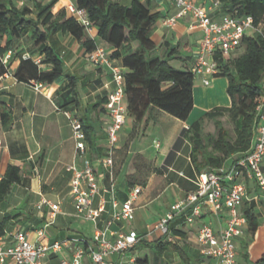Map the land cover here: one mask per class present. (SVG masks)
<instances>
[{
	"label": "crops",
	"instance_id": "obj_1",
	"mask_svg": "<svg viewBox=\"0 0 264 264\" xmlns=\"http://www.w3.org/2000/svg\"><path fill=\"white\" fill-rule=\"evenodd\" d=\"M2 1L4 0H0ZM8 1L17 7L27 5L32 8L33 0ZM35 1L43 5L51 2V0ZM111 1L129 5L132 0ZM140 1L147 4L151 11L162 14L151 35V39L156 44L154 55L164 57L169 47H175L177 51L167 57L169 63L176 68H182L184 64L191 67L197 45L203 37L202 30L193 23L189 15L177 16L178 11L171 0ZM67 2L68 0H56L51 11L57 13L63 10L68 15L65 10ZM196 2L204 4L207 0H196ZM169 17H176V24L172 27L163 24V19ZM87 34L95 40L97 47L103 48L108 54L114 51L112 46L98 38L94 27ZM20 43L22 52L32 53L34 59L38 58V49L33 45L30 33L21 38ZM164 43L168 44V47ZM48 44L64 63V76L60 80L50 85L42 84L37 89L34 81L30 83L18 81L14 73L20 64V59L12 56L7 59L9 74L4 73L0 76V104L11 112L7 124H2L0 120V179L8 165L18 166L22 175V183L13 184L6 198L0 201V224L2 223L0 238L5 244L11 242L10 235L16 231L26 233L30 241L42 244L77 236L90 238L92 235H86L72 228L75 219L73 198L69 185L70 176L65 172V167L72 163L81 167L83 158H88L98 171L99 185L106 186L109 182L107 171L98 162L106 155L108 149L104 103L98 108L90 107L102 99L106 100L113 90L110 70L90 63L84 48L69 34L57 32L49 38ZM121 51L128 52L129 46H123ZM114 62L121 66L118 60ZM40 68L50 69L46 65H40ZM65 76L77 78L76 96L68 89H64ZM213 78V85L204 86L202 78L199 77L200 85L195 86L193 90L194 108L186 121L164 114L155 108L147 111L137 123L127 114L114 154L115 196L119 203L126 200L127 193L133 186L138 185L131 183L130 176L145 170L140 171L135 164L136 161L138 159L143 161L150 170L145 181L139 185L142 191L134 203V220L114 223L110 228L113 231L135 230L142 240L125 255H110L108 264H126L131 257L134 258L132 264H219L216 260L200 254L199 246L196 244V233L203 223L210 224L214 231L220 230L230 217L226 210L215 214L205 209L202 217L193 224L185 223L184 217L177 218L170 225L174 237L171 242L165 241L164 237L154 230L155 223L170 206L195 189L197 171L190 161L191 146L185 139H181L183 129H187L191 122L214 107L230 106L228 94L227 100L222 104L209 94V90H214L216 84L223 86L226 91L227 78L221 75ZM63 110L73 111L79 119L88 118L87 122L92 125L94 144L90 145L87 142L84 156H79L76 151L72 130L62 113ZM153 130H156L157 138L149 144L146 138ZM156 142L159 146L155 145ZM170 152L174 155L168 163L166 158ZM234 159L235 156H231L224 164L229 165ZM262 169L264 171V161ZM59 175L65 176L66 185L60 184ZM244 182L247 187V197L238 210L244 215L243 209L248 207L257 217L258 226L256 232L252 234L249 231L248 221L243 225V235L236 239L237 255L241 258L237 263L251 264V260L264 252V203L260 198H255L257 194L255 182L248 178H245ZM58 184L62 186L59 192L48 191L58 187ZM167 189L170 190L169 196L166 194ZM41 197L58 203L61 210L54 223L42 236L39 233L43 229L48 207L36 208ZM106 198L109 199V196L107 195ZM108 220V215L103 214L99 227L105 226ZM108 239L113 238L108 236ZM156 240L168 243L167 250L162 252L159 247L143 244V242L153 243ZM138 248L142 255L136 252ZM159 251L161 254H158ZM64 257L69 258L67 251L59 256H51L45 261L46 264H59L60 259ZM88 261L85 257L84 263L87 264Z\"/></svg>",
	"mask_w": 264,
	"mask_h": 264
},
{
	"label": "trees",
	"instance_id": "obj_2",
	"mask_svg": "<svg viewBox=\"0 0 264 264\" xmlns=\"http://www.w3.org/2000/svg\"><path fill=\"white\" fill-rule=\"evenodd\" d=\"M77 7L86 11L92 26L97 30L100 40L114 48L109 54L112 60H118L124 69V93L127 114L140 122L147 111L157 109L182 121H186L194 108L193 90L195 75L191 67L184 64L182 68L173 67L167 57L177 49L169 47L165 56H155L156 44L151 39L156 22L162 17L158 11L140 0H132L129 5H122L111 0H72ZM219 13L229 14L235 18L251 16L253 24L259 30L244 33L240 44L228 55L216 54L218 73L227 78L229 107H214L204 112L199 118L183 129L181 139L191 146L190 161L197 173L203 169L220 167L231 156L245 155L251 148L257 122V99L264 90V0H216ZM56 0L47 5L32 1V8L27 5L15 6L11 1L0 2V76L8 70V63L2 58L10 51L12 57H18L20 64L14 73L20 82L50 85L60 80L64 74V63L48 40L57 32L71 35L91 53L97 48L94 39L88 36L77 20L61 10L53 13L51 8ZM34 13V15H33ZM30 33L33 45L38 49L39 62L32 53L20 50V39ZM166 45V43H164ZM129 46L123 53L121 48ZM168 47V44L166 45ZM29 57L24 59L23 55ZM40 65L50 67L43 70ZM66 85L74 96L77 95V78L65 76ZM105 99L96 102L90 108H98ZM89 110V108H88ZM227 115L233 125V133L224 127L221 117ZM11 112L0 104V120L7 124ZM86 133L87 142L94 144L92 125L88 118L80 119ZM211 120L213 134H204V122ZM180 138L178 139L179 142ZM174 153L166 158L169 163ZM21 170L16 165H8L0 179V201L4 200L13 184H21ZM248 221L249 231L257 230V217L248 207L243 209ZM2 223L0 224V231ZM145 246L159 247L167 250L168 243L156 240L143 242ZM158 254H161L159 251ZM251 264H264V252Z\"/></svg>",
	"mask_w": 264,
	"mask_h": 264
},
{
	"label": "built area",
	"instance_id": "obj_3",
	"mask_svg": "<svg viewBox=\"0 0 264 264\" xmlns=\"http://www.w3.org/2000/svg\"><path fill=\"white\" fill-rule=\"evenodd\" d=\"M177 9V16L189 15L193 23L203 32L194 55L191 71L195 76L202 78V84L209 86L211 79L217 75L218 68L215 60L216 54L228 55L241 42L247 29L259 30L253 24L251 16L235 18L229 14L219 13V3L216 0H207L198 4L196 0H171ZM65 10L69 16L89 33L92 23L86 11L68 0ZM163 24L172 27L176 24V17L163 19ZM12 53L8 51L2 61ZM29 55H23L28 58ZM87 59L95 66L107 67L110 70L113 90L107 96L103 105L107 122L105 133L108 149L106 155L99 159V164L105 168L109 176L106 186L99 185L98 171L88 158H83L82 166L72 163L66 165L65 172L69 174L70 191L73 198V217L93 224L94 230L90 238L77 236L48 244L34 243L22 231L10 235L11 242L5 244L0 238V264H46V259L59 256L64 251L69 258H61L59 264H108L110 255H125L137 244L142 237L135 230H111L114 223L131 222L135 217V207L142 188L133 186L127 193L125 201L119 203L116 199V185L114 180V154L119 142V134L126 116L127 106L124 93V69L115 64L107 51L97 47L87 54ZM39 62V59H36ZM5 74H9L8 71ZM41 83H34L35 88ZM257 122L255 135L250 150L243 156L235 158L229 165L223 164L214 169H204L196 174L195 189L188 192L182 199L173 203L169 210L155 223L154 230L159 232L167 242L173 241L170 225L177 218L184 217L187 224H193L201 218L205 209L218 214L226 210L230 217L218 231H214L208 223H203L196 233V244L200 254L206 258L214 259L219 264H238L236 239L243 235V225L247 220L238 208L247 197L245 178L253 180L257 194L264 203V90L257 99ZM68 120L75 141V148L79 156L87 151V138L81 120L73 111L63 110ZM156 146L159 144L156 142ZM109 196V199L106 196ZM48 207L46 220L40 236L51 226L57 215L61 212L58 203H53L41 197L36 208ZM107 214L109 220L105 226L99 227L102 215ZM111 236L113 239H108ZM130 258L126 264H132Z\"/></svg>",
	"mask_w": 264,
	"mask_h": 264
},
{
	"label": "rangeland",
	"instance_id": "obj_4",
	"mask_svg": "<svg viewBox=\"0 0 264 264\" xmlns=\"http://www.w3.org/2000/svg\"><path fill=\"white\" fill-rule=\"evenodd\" d=\"M250 32H251L250 29H247L245 31L246 34H250ZM194 85L195 86L200 85V79L198 76H195V78H194ZM210 85H213L212 79L210 81ZM209 94L211 97L215 98V100H217V102H219L220 104L224 103L228 98L227 93H226L225 89L223 88V86H220L218 84H216V88L214 90H212V89L209 90ZM163 113L166 114L165 112H163ZM221 120L223 122L224 127L227 128L230 131V133H233L232 132L233 131V125L230 122L227 115L221 117ZM214 131L215 130H214L213 122L211 120H205V122H204V134H213ZM156 133H157L156 130H153L152 132H150V135L146 138L147 143L151 144L152 140L157 138V137H155ZM135 164L137 165L138 169H140V171L142 169H145V170L138 173V174L136 173L133 176H130L131 177L130 178L131 183L132 184L136 183L138 185H141L145 181V178L148 176V174H149L148 172L150 169L148 170L147 169L148 166L145 165V163L139 159L136 161ZM59 176H60V178H59L60 184L64 183L63 185H66L67 179L65 178V176H62V175H59ZM60 184H58V187H55L53 189H49L48 191L49 192H59L60 188H62V186H59ZM169 192H170V190H168L166 192L167 196H169ZM161 201H162V199H161ZM72 228H73V230L77 229L79 231H82L84 234L89 235V236H91L93 233V224L89 221H85L82 219H74V222L72 223ZM136 252L141 254V255L143 254L142 252H140L139 248H138V250H136ZM148 252H150V251H148ZM240 261H241V258H240V256L237 255V262H240Z\"/></svg>",
	"mask_w": 264,
	"mask_h": 264
}]
</instances>
